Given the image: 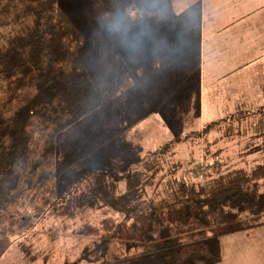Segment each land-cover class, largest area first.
<instances>
[{
  "label": "trees",
  "instance_id": "obj_1",
  "mask_svg": "<svg viewBox=\"0 0 264 264\" xmlns=\"http://www.w3.org/2000/svg\"><path fill=\"white\" fill-rule=\"evenodd\" d=\"M82 45L59 0H0V213L18 219L8 227L27 228L22 257L35 264L36 247L63 240L53 236L58 230L68 232V247L42 264H219V236L264 225V164L214 171L197 184L173 179L148 199L140 170L88 171L59 191L57 138L102 103ZM198 166L192 179L202 175L192 172ZM121 178L126 188L117 196ZM91 209L116 216L68 226ZM37 229L49 234L29 233Z\"/></svg>",
  "mask_w": 264,
  "mask_h": 264
},
{
  "label": "rangeland",
  "instance_id": "obj_2",
  "mask_svg": "<svg viewBox=\"0 0 264 264\" xmlns=\"http://www.w3.org/2000/svg\"><path fill=\"white\" fill-rule=\"evenodd\" d=\"M142 1L59 0L63 17L83 36L79 56L102 99L99 108L57 138L59 191L66 190L88 171L112 170L120 175L140 170L147 177L140 194L148 199L160 195L173 179L197 184L207 181L209 176L214 177V171L218 174L237 169L250 171L264 164L263 99L254 103V107L241 105L235 110H209L205 102L202 110L199 103L201 95L195 82L197 78L190 75L189 78H180V108L174 103L172 108H159L160 111L152 106L144 110L135 106L131 109L122 103L128 93L121 91L123 87H129L127 79L131 78V69L123 71L119 68L116 62L120 64V61L115 60L116 50L122 40L148 38L149 21L153 17L141 12L138 4ZM196 11L195 5L181 16L173 11V25L184 23L192 39H196L197 33L191 32V23L198 14ZM161 22V18L152 21ZM107 58L111 61H106ZM180 64L179 71L186 72L184 64ZM169 69L175 71L177 66L172 65ZM207 88L205 80V97ZM163 128L167 133L169 130L170 135H164ZM198 164L192 172L201 171L202 175L195 180L191 178L190 170ZM125 188V180L121 178L117 183V196H122ZM110 215L116 216L108 209L85 210L67 223L68 226L82 223L98 226L103 218ZM12 221L18 223V219H7L5 213L0 218V264H30L22 257L19 247L21 236L28 232L27 226L22 230L16 229L17 225L10 228ZM39 230L29 233L44 238L49 234ZM68 235V232L57 230L53 236L63 240H46L42 246L36 247L33 253L39 252L40 255L35 254V264H42L47 253L56 261L60 260V255L65 253L63 250L68 247H64L65 242L61 241ZM261 236L264 238V233Z\"/></svg>",
  "mask_w": 264,
  "mask_h": 264
},
{
  "label": "crops",
  "instance_id": "obj_3",
  "mask_svg": "<svg viewBox=\"0 0 264 264\" xmlns=\"http://www.w3.org/2000/svg\"><path fill=\"white\" fill-rule=\"evenodd\" d=\"M138 5L153 19L147 39L122 40L116 50L119 68L131 69L129 87L121 91L128 93L123 104L159 110L175 103L180 108V78L190 75L197 78L201 109L205 102L209 110H235L264 100V0H143ZM192 5L198 11L191 23L196 39L189 38L184 23L172 22L174 10L181 16ZM157 18L162 22L152 23ZM180 63L186 72L179 71ZM162 133L170 135L169 130ZM263 233L264 225L219 236V264H264Z\"/></svg>",
  "mask_w": 264,
  "mask_h": 264
}]
</instances>
